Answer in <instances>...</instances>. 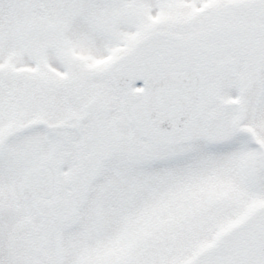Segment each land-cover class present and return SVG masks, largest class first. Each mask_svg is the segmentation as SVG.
<instances>
[{
  "label": "snow or ice",
  "instance_id": "obj_1",
  "mask_svg": "<svg viewBox=\"0 0 264 264\" xmlns=\"http://www.w3.org/2000/svg\"><path fill=\"white\" fill-rule=\"evenodd\" d=\"M0 264H264V0H0Z\"/></svg>",
  "mask_w": 264,
  "mask_h": 264
}]
</instances>
